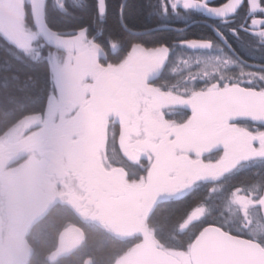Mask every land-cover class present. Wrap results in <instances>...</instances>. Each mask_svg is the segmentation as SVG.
I'll return each mask as SVG.
<instances>
[{"label": "snow or ice", "instance_id": "obj_1", "mask_svg": "<svg viewBox=\"0 0 264 264\" xmlns=\"http://www.w3.org/2000/svg\"><path fill=\"white\" fill-rule=\"evenodd\" d=\"M127 8L0 0V264L49 218L48 264L88 233L111 264H264V0Z\"/></svg>", "mask_w": 264, "mask_h": 264}, {"label": "trees", "instance_id": "obj_2", "mask_svg": "<svg viewBox=\"0 0 264 264\" xmlns=\"http://www.w3.org/2000/svg\"><path fill=\"white\" fill-rule=\"evenodd\" d=\"M121 0H108L109 4V25L116 28V17L114 12L118 13V6ZM149 0H127L128 8L125 16L127 22L131 26H135L138 30L144 27H155L156 20L149 15L147 4ZM178 24L179 22H173ZM118 30V28H116ZM204 31L203 22L200 18H195V22L188 27V36L190 38L199 35ZM171 36L174 33L157 32L152 36H146L145 39H158L160 36ZM5 54L0 51V63H2ZM3 71L0 70V76H3ZM2 93V90H0ZM3 97L0 94V101ZM242 178V177H241ZM63 219L57 218L55 225L50 223V218L41 221L32 229L31 236L33 252L30 257V264H48L47 256L51 252L56 243V233L63 226ZM112 241H107L105 246L101 247L97 243V237L93 233L86 235L83 244L75 249L70 255L59 261V264H84L88 257H92L93 264H111L112 258Z\"/></svg>", "mask_w": 264, "mask_h": 264}]
</instances>
